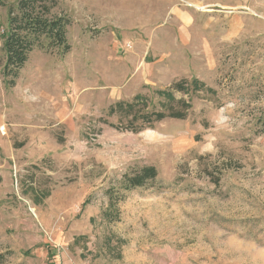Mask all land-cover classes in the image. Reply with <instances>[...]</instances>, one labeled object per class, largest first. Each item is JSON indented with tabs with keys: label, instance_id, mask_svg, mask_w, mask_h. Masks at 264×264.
<instances>
[{
	"label": "rangeland",
	"instance_id": "1",
	"mask_svg": "<svg viewBox=\"0 0 264 264\" xmlns=\"http://www.w3.org/2000/svg\"><path fill=\"white\" fill-rule=\"evenodd\" d=\"M246 1L181 35L161 3L58 0L71 51L34 50L12 87L0 8V264H264V0ZM193 78L214 93L176 92L185 120L108 116Z\"/></svg>",
	"mask_w": 264,
	"mask_h": 264
},
{
	"label": "trees",
	"instance_id": "2",
	"mask_svg": "<svg viewBox=\"0 0 264 264\" xmlns=\"http://www.w3.org/2000/svg\"><path fill=\"white\" fill-rule=\"evenodd\" d=\"M58 5V0H0V8H8V31L3 44L6 56L3 75L6 79L10 78L9 87L15 85L20 70L34 50L57 52L61 55L71 51L68 41L71 21L56 13ZM201 91L214 93L196 78L190 82L184 79L174 83L168 90L156 92L158 98L164 101L159 103L160 111H156V105L150 103L145 96L137 95L132 101L112 105L108 109V116H118L121 121L125 120L126 126L123 130L140 133L166 119L185 120L192 107L191 102L177 100L175 93L190 96ZM157 175L155 167H144L127 178L128 188L142 187L148 181L155 180Z\"/></svg>",
	"mask_w": 264,
	"mask_h": 264
},
{
	"label": "crops",
	"instance_id": "3",
	"mask_svg": "<svg viewBox=\"0 0 264 264\" xmlns=\"http://www.w3.org/2000/svg\"><path fill=\"white\" fill-rule=\"evenodd\" d=\"M179 0H133L134 5H152L150 8H154L153 6L159 5L161 3L163 6L159 9V11H162L160 13L164 14L162 19L169 18V20L174 21V23L177 24L178 31L181 35L186 34V32L194 31L199 29V21L203 18H208L211 20H214V12L218 11L217 8H220L222 10H232L233 12L236 9L246 8L247 1L246 0H185L190 6L192 7L190 10L185 9L184 7L180 6L179 3H177ZM165 3H168L169 6H165ZM204 6L206 7V11L202 12L197 9L196 6ZM144 9V8H143ZM141 11L139 8L135 11V9L132 11L133 20L136 18L135 14H139ZM144 12V10H143ZM243 14V15H242ZM239 15L232 14L230 16V30H229V37H234L237 34L240 33L241 29H244V19L246 18L245 12H239ZM158 18H155L154 20H158ZM210 26L207 25L206 29ZM205 27L202 26V29Z\"/></svg>",
	"mask_w": 264,
	"mask_h": 264
},
{
	"label": "bare ground",
	"instance_id": "4",
	"mask_svg": "<svg viewBox=\"0 0 264 264\" xmlns=\"http://www.w3.org/2000/svg\"><path fill=\"white\" fill-rule=\"evenodd\" d=\"M197 9L200 10V11H202V12H205L207 10L206 7H198Z\"/></svg>",
	"mask_w": 264,
	"mask_h": 264
}]
</instances>
